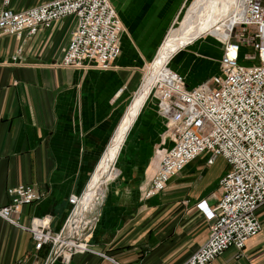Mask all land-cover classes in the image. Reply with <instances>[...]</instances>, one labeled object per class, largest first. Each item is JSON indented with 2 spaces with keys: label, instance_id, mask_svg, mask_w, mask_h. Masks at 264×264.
<instances>
[{
  "label": "crops",
  "instance_id": "1",
  "mask_svg": "<svg viewBox=\"0 0 264 264\" xmlns=\"http://www.w3.org/2000/svg\"><path fill=\"white\" fill-rule=\"evenodd\" d=\"M51 1L12 0L11 8L21 12ZM3 2L0 0V10ZM114 6L123 24L133 25L135 31L148 13L151 19L158 15L153 8L140 12L136 4ZM77 25L78 18L70 16L33 36L24 32L20 37L0 38V208L9 203V188L34 185L41 199L24 207L17 220L29 228L32 219L45 218L54 233L64 232V238L75 213L83 212L92 176L143 87L148 62L161 41L153 34L138 39L132 31L133 40L123 34L122 54L110 70L61 67ZM210 31L180 47L168 61L189 89L221 72L223 47L216 51V44H207L215 40L201 39ZM198 53H205L203 61ZM149 96L116 158L105 197L103 194L98 210L94 209L96 221L94 218L83 232L67 238L86 242L91 251L74 254L68 264H113L111 260L187 264L209 239L211 223L198 205H218L220 180L228 169L209 180L203 155L173 177L165 192L146 199L144 193L160 163L157 153L174 145L167 121L158 113L157 100ZM73 195L79 198L76 205L70 201ZM85 208L87 215L92 213ZM259 218L262 233L248 242L243 253L229 250L212 264H264V207ZM33 247L29 230L0 218V264L28 259ZM54 257L55 253L48 256V264H66L54 262Z\"/></svg>",
  "mask_w": 264,
  "mask_h": 264
},
{
  "label": "built area",
  "instance_id": "2",
  "mask_svg": "<svg viewBox=\"0 0 264 264\" xmlns=\"http://www.w3.org/2000/svg\"><path fill=\"white\" fill-rule=\"evenodd\" d=\"M11 3L4 0L0 10V38L20 37L24 32L33 36L67 17L78 18L61 67L106 71L122 54L125 27L112 0H52L21 12L13 10ZM233 11L235 23L223 40L218 76L189 89L184 78L167 65L150 93L174 145L158 152L160 163L144 193L146 199L165 192L173 177L203 155L207 166L217 158L228 164L220 180L218 205H198L211 223L210 236L187 264H212L234 249L243 253L263 230L259 211L264 207V0H238ZM242 55L253 65H243ZM7 196L9 203L0 208V218L29 230L35 252L32 260L11 264H37L38 253L47 246H53L54 262L63 256L66 264L74 254L90 251L82 241H74L73 246L68 240L62 243L64 232L54 233L45 218L32 219L29 228L19 223L23 208L41 199L33 185L9 188ZM70 201L76 205L79 198L73 195Z\"/></svg>",
  "mask_w": 264,
  "mask_h": 264
},
{
  "label": "bare ground",
  "instance_id": "3",
  "mask_svg": "<svg viewBox=\"0 0 264 264\" xmlns=\"http://www.w3.org/2000/svg\"><path fill=\"white\" fill-rule=\"evenodd\" d=\"M233 2L234 0H202V1L200 0L191 9V13L188 16V24L185 27L174 31L170 36V38L167 39V44L164 45V47L160 51L157 62L155 63L154 70L145 80L141 92L138 93L137 97L134 100L133 105L129 110V113L125 117V120L123 121L121 127L116 133V136L113 139L104 157L103 163L100 165L97 173L95 172L96 180H94L93 182L91 179L92 183L90 181L91 185L90 183L88 185V187L90 186L89 191L86 195V200L82 204V206H84L83 212L80 213V211L78 210V212L75 213V216L73 217L69 225L68 228L69 231L67 232L66 238L62 243H65L68 240L67 238L76 236L78 232L79 233L83 232L86 224L94 220L96 214L95 212L98 210V205L104 194L106 184L112 177V170L114 168L116 158L126 140L127 134L130 131L133 123L135 122V119L137 118L143 103L148 97L150 90L153 87L152 85H154V83L158 80L159 77H160L159 80H161L163 77L162 74L161 75L159 74L160 70H162V68L167 65V61L169 60V58L180 47L184 46L190 41H193L201 34H204L207 31L212 30V28L222 23L226 19L230 18L233 13L232 10ZM205 10L206 13L205 14L202 13ZM198 14H200V17H198ZM234 23H235V19L233 14V19L230 25L234 26ZM165 70L166 69H164V71ZM99 194H100L99 197L95 196ZM85 205L87 206V208H89L90 211H92L91 214L89 215L86 214ZM94 209H96V211H94ZM73 241L74 240H71L69 245L73 246L74 245Z\"/></svg>",
  "mask_w": 264,
  "mask_h": 264
},
{
  "label": "rangeland",
  "instance_id": "4",
  "mask_svg": "<svg viewBox=\"0 0 264 264\" xmlns=\"http://www.w3.org/2000/svg\"><path fill=\"white\" fill-rule=\"evenodd\" d=\"M200 0H116V3L114 2L113 5L115 4H136L137 6V9L138 11L142 12V11H148L149 8H153V11H157L156 13L158 15H155V17L153 19H151L152 16H150V13H148L145 17V19L143 20V23L138 27V30L135 31L134 30V27L133 25H130V24H124V27H125V32H124V37L125 38H128V39H131L133 40L134 39V34L135 32L137 33V36H138V39L140 36H151L152 34L153 35H157L161 38V41L159 44H157V48H155L153 50V52L155 51V53L153 54L152 59L151 61L149 60L148 62V66H147V69L145 71V76L147 74V77L150 75V73L154 70V67H155V63L157 62V59L159 57V54H160V51L162 50V48L164 47V45L167 44V39L170 38V36L172 35V33L180 28H183L185 27L187 24H188V16L189 14L191 13V9L199 2ZM202 1V0H201ZM113 2V1H112ZM236 4H238V0H234L233 4H232V10L234 9V7L236 6ZM115 7V6H114ZM118 7L116 6V9ZM119 10V9H117ZM119 12V11H118ZM202 13H206V10ZM235 12L233 11L232 13V16L228 19H226L225 21H223L222 23L218 24L216 28L212 29L209 33H207L206 35L202 36L201 39H210V40H215L216 42L215 43H212V41L208 42L207 44H216L218 48H216L217 50L216 51H219L220 52V46L223 47V40L228 36V33L232 30L233 26L230 25L231 22H232V19H233V14ZM144 16V15H143ZM198 17H200V14H198ZM202 18V17H201ZM200 18V19H201ZM150 19H151V24H150ZM131 26L133 28V30L131 29ZM133 31V33H132ZM214 32V33H213ZM203 35V34H201ZM200 35V36H201ZM199 37V36H198ZM136 39V38H135ZM200 39V38H199ZM199 39H196V40H199ZM195 40V41H196ZM214 42V41H213ZM193 43V42H192ZM191 44V43H190ZM188 44V45H190ZM215 45V46H216ZM192 46V44L190 45ZM161 48V49H160ZM215 49V48H214ZM201 52H202V49L200 48L199 49ZM213 50V46H211L210 48V51ZM249 50L248 49H245L244 50V54L248 53ZM147 54L150 55V52H147ZM175 54V53H174ZM191 54V52H190ZM188 54V68H190V64H191V61L189 60L191 58V55ZM221 55V54H220ZM173 56V55H172ZM172 56L170 58H172ZM196 56L203 61V59H201V56H205V53H201V54H196ZM200 56V57H199ZM169 58V59H170ZM213 58V57H211ZM198 59V60H199ZM170 62V60H168ZM167 61V65L169 66V62ZM241 63L245 66H250V65H253L252 62H249V61H246V60H243V55H242V58H241ZM153 64V65H152ZM151 67V68H150ZM150 68L149 72H148V69ZM167 68L166 66H164L162 68V70H160L159 74L163 75V72H164V69ZM148 72V73H147ZM202 74H204L203 71H201ZM146 77V79H147ZM160 78V77H159ZM159 78L157 81H159ZM145 79V77H144ZM145 79V80H146ZM156 81V82H157ZM208 81V80H207ZM144 82V80H143ZM142 82V84H143ZM155 82V83H156ZM145 83V82H144ZM154 83V85H155ZM141 84V86H142ZM152 85V86H154ZM140 86V87H141ZM153 88V87H152ZM151 88V90H152ZM142 90V88H141ZM141 90L139 91V93L141 92ZM151 90H150V93H151ZM149 93V95H150ZM137 94V93H136ZM138 95V94H137ZM148 95V96H149ZM135 97V96H134ZM134 97L132 98V100L130 101V104H129V107L131 106L133 100H134ZM137 97V96H136ZM150 97V96H149ZM148 99V98H147ZM128 107V109H129ZM128 109L126 110V112L128 111ZM126 112L123 114V118L126 114ZM129 113V111H128ZM127 113V114H128ZM127 116V115H126ZM122 118V120H123ZM125 120V119H124ZM122 122V121H121ZM121 124V123H120ZM119 124V125H120ZM119 126L117 127L116 131L118 130ZM115 131V132H116ZM129 133V132H128ZM128 135V134H127ZM115 136V135H114ZM115 138V137H113ZM113 140V139H112ZM124 145V144H123ZM165 149H161V154L163 153ZM158 154V153H157ZM120 156V155H119ZM118 160V159H117ZM104 159L102 160L101 164L103 163ZM202 163H204V161H202ZM100 164V163H99ZM100 164V165H101ZM99 166V165H98ZM116 172H117V162H116ZM209 168L206 170V174L205 176L209 179V180H213V179H216L217 177L221 176L222 173H224L227 169H228V164L227 162L223 159V158H217L214 165L212 166H208ZM99 169V168H98ZM113 171V170H112ZM157 171V170H156ZM96 172V171H95ZM95 175V174H94ZM94 175L92 177H94ZM112 177H113V172H112ZM112 177L110 178V182H111V179ZM154 177V176H153ZM93 179V178H92ZM153 179V178H152ZM109 182V183H110ZM108 183V184H109ZM107 184V186H109ZM31 185V184H30ZM34 186V185H33ZM107 186L104 190V197H105V194H106V189H107ZM35 188V187H34ZM36 190V188H35ZM41 197V195H40ZM104 200V198H103ZM103 203V202H102ZM99 213V211H98ZM98 215V214H97ZM96 215V217H97ZM96 217H95V221H96ZM262 227H263V223H262ZM32 235V233H31ZM81 236H85V234H82ZM32 240H33V235H32ZM68 241H71V239H69ZM74 242V241H73ZM34 243V241H33ZM86 243V242H84ZM90 249V248H89ZM46 250H49V254L47 255V257H45L44 255L41 257V253H45ZM52 250H53V246H47L45 247L43 250H41L39 253H38V258L36 259V263L37 264H48V256L52 253ZM91 251V249H90ZM35 255V252H34V247H33V251L32 253L30 254L29 258L27 260H32L33 257ZM62 257L61 256L60 258H58L56 261H60V262H63L62 260ZM64 263V262H63Z\"/></svg>",
  "mask_w": 264,
  "mask_h": 264
},
{
  "label": "trees",
  "instance_id": "5",
  "mask_svg": "<svg viewBox=\"0 0 264 264\" xmlns=\"http://www.w3.org/2000/svg\"><path fill=\"white\" fill-rule=\"evenodd\" d=\"M49 254V250H46L45 253L43 254L45 257Z\"/></svg>",
  "mask_w": 264,
  "mask_h": 264
}]
</instances>
